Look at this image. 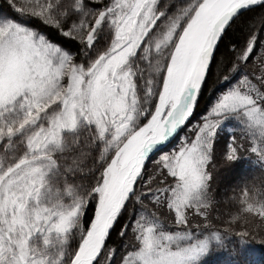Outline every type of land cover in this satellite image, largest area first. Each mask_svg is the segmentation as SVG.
<instances>
[{
  "label": "snow or ice",
  "instance_id": "1",
  "mask_svg": "<svg viewBox=\"0 0 264 264\" xmlns=\"http://www.w3.org/2000/svg\"><path fill=\"white\" fill-rule=\"evenodd\" d=\"M5 3L0 264H256L264 0Z\"/></svg>",
  "mask_w": 264,
  "mask_h": 264
},
{
  "label": "trees",
  "instance_id": "2",
  "mask_svg": "<svg viewBox=\"0 0 264 264\" xmlns=\"http://www.w3.org/2000/svg\"><path fill=\"white\" fill-rule=\"evenodd\" d=\"M0 10H7L6 7V3L5 0H0ZM260 9L257 8V10L253 13H251L250 15L253 17H258L260 15ZM49 35L51 36V38L58 40L59 36L54 33V32H49ZM212 93L210 90H206L204 93V96L201 100V107L203 108L207 103L208 100L210 99ZM197 119L199 118V113L197 114ZM195 122V121H194ZM222 146V145H221ZM240 181H237V183H239ZM113 241L114 242H118V238L117 237H113ZM229 257L227 256L226 253L224 254H213L212 256H210L208 258V264H227ZM253 259L256 261V264H264V250H258Z\"/></svg>",
  "mask_w": 264,
  "mask_h": 264
}]
</instances>
